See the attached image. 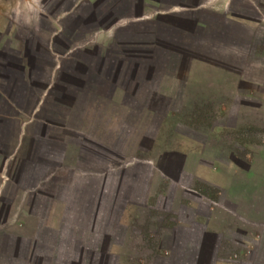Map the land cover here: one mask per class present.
<instances>
[{
    "label": "crops",
    "instance_id": "1",
    "mask_svg": "<svg viewBox=\"0 0 264 264\" xmlns=\"http://www.w3.org/2000/svg\"><path fill=\"white\" fill-rule=\"evenodd\" d=\"M248 129L264 0H0V264H264Z\"/></svg>",
    "mask_w": 264,
    "mask_h": 264
},
{
    "label": "trees",
    "instance_id": "2",
    "mask_svg": "<svg viewBox=\"0 0 264 264\" xmlns=\"http://www.w3.org/2000/svg\"><path fill=\"white\" fill-rule=\"evenodd\" d=\"M255 132H259V131L255 129H248L245 132L236 131L233 135H231V137L234 140V142H236L239 145H243L247 142H253V143L264 145V129L259 132L261 134V136L259 137L256 136V134H254ZM240 153L241 152L239 151V148H236L235 154L238 156ZM201 192H203L204 194L210 195V196L212 195L211 191L206 192L204 189L201 190Z\"/></svg>",
    "mask_w": 264,
    "mask_h": 264
},
{
    "label": "rangeland",
    "instance_id": "3",
    "mask_svg": "<svg viewBox=\"0 0 264 264\" xmlns=\"http://www.w3.org/2000/svg\"><path fill=\"white\" fill-rule=\"evenodd\" d=\"M211 107H213V106H211V105L200 106L199 108H197L191 112V116L189 118L192 119V121H194L195 123H200L203 116H205L204 113L213 111V109ZM223 136L226 140L232 139L231 136H228L225 134H223ZM223 136H220V138H222ZM224 138H222V139H224ZM256 148H260V147H256ZM233 155H235L237 157V155L235 153H233Z\"/></svg>",
    "mask_w": 264,
    "mask_h": 264
}]
</instances>
